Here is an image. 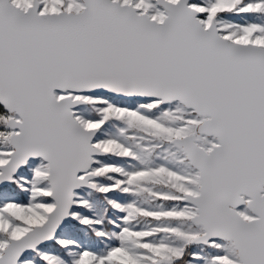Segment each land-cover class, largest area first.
<instances>
[{"label": "snow or ice", "instance_id": "snow-or-ice-1", "mask_svg": "<svg viewBox=\"0 0 264 264\" xmlns=\"http://www.w3.org/2000/svg\"><path fill=\"white\" fill-rule=\"evenodd\" d=\"M0 264H264V0H0Z\"/></svg>", "mask_w": 264, "mask_h": 264}]
</instances>
